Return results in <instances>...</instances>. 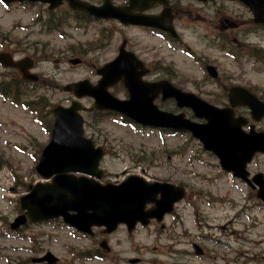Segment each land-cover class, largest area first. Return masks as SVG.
Listing matches in <instances>:
<instances>
[{
  "label": "rangeland",
  "instance_id": "rangeland-1",
  "mask_svg": "<svg viewBox=\"0 0 264 264\" xmlns=\"http://www.w3.org/2000/svg\"><path fill=\"white\" fill-rule=\"evenodd\" d=\"M122 1L113 0V3ZM225 8L227 15H245L233 4ZM53 15L41 5L6 8L0 3V52L14 51L16 61L23 58L16 48L33 49L26 55L33 54L38 66L33 72L45 82L37 90L40 96L28 92L21 99L27 105L35 104L32 110L37 111V116L0 99V264H38L32 260L45 251L57 257L59 264H129L131 259H139V264H264V206L256 199L255 192L225 174L216 158L204 152L200 143L189 136L134 129L111 116L82 114L85 136L105 150L100 168L105 172L106 182L139 175L149 181H166L187 189L185 199L164 219L165 230L156 225L127 234L124 227H119L105 237L109 252L99 247L104 240L100 230L90 239L59 223L27 228L22 237L9 232L8 223L18 215V198L28 184L40 180L33 170L39 150L50 138L34 122L35 117L41 114L39 118L47 124L48 106L69 105L72 96L61 90L63 86L83 79L94 83L97 79L94 71L116 56L123 39L144 60L169 66L176 84L187 92L213 101L229 85H240L250 88L264 101L263 62L256 63L246 57L236 62L231 57H222L218 49L209 50L179 23H175L177 32L200 62L180 49L172 50L159 38L148 37L146 31L125 29L115 22L104 21L78 29L77 21ZM48 16L63 17L56 24L58 30L46 31ZM240 42L264 50V35H247ZM76 58L81 60L80 65L68 63ZM205 58L218 70L220 92L206 82L201 64ZM113 92L122 98L119 87ZM80 102L90 107L92 101ZM259 128L264 131V120ZM249 170L264 174V156H257ZM193 243L202 246V258L194 256ZM71 249L104 253L106 257L75 261L69 254Z\"/></svg>",
  "mask_w": 264,
  "mask_h": 264
},
{
  "label": "water",
  "instance_id": "water-1",
  "mask_svg": "<svg viewBox=\"0 0 264 264\" xmlns=\"http://www.w3.org/2000/svg\"><path fill=\"white\" fill-rule=\"evenodd\" d=\"M4 1L49 3V9L61 3V0ZM68 1L71 6L96 18L117 19L124 24L148 25L171 32L169 24H158L156 19L133 14L135 10L145 9V7H140V4L147 0H129L128 7L125 8L112 6L110 0H104L100 7L77 3L73 0ZM242 1L251 6L260 2V0ZM252 9L254 10V7ZM122 48L123 46L113 62L97 71L102 79L95 87L83 81L68 85L63 90L73 91L77 98L90 96L94 99L93 108L122 113L144 126L189 131L202 142L204 149L212 151L219 158L220 165L225 171H232L234 176L246 181L245 164L256 152L264 153V134H256L251 128L250 133L244 135L240 130L241 124L238 120L227 119V114L223 111L215 110L194 95L181 93L169 85L159 88L157 93H161L163 99L173 98L179 108H191L195 117L206 119L207 124H192L183 118V114L174 116L158 111L157 107L152 105L155 95L149 97L148 91L135 80V69L138 67V62L131 54L124 53ZM0 63L9 65L7 60L1 57ZM72 63L76 64L77 61H72ZM16 66L20 67L23 72L25 71L24 62ZM25 78L32 81L36 79L32 75H25ZM118 81H122L128 88V101H118L108 94L107 88ZM229 100L233 106H248L255 121L260 120L264 115V105L242 89H232ZM79 110L81 106L75 101L67 109L60 106L52 109L55 122L51 140L43 150L35 171L44 179L52 176L53 178L51 183H38L28 195L20 199L21 209L26 210V218L30 222H38L61 217L66 224L87 234H90V229L94 226L104 227L105 233H111L118 224H125L130 232L137 222L145 225L146 219L153 217L159 221L164 213L170 212L173 203L183 197L181 189L167 184L146 183L138 177H129L118 186L111 184L101 186L85 177L76 179L67 175L70 172L97 178L101 175V172L97 170V165L102 150L94 149L91 141L83 138ZM253 180L259 187L256 196L264 203L262 175H256ZM158 194H160V199L156 201L155 197ZM151 202L155 204L153 210L144 211L145 205ZM24 223L25 215L16 218L11 227L15 229ZM104 246L105 244H102V247ZM196 253L199 254L198 251ZM45 258H49L48 264H54L55 259L51 255L47 254Z\"/></svg>",
  "mask_w": 264,
  "mask_h": 264
},
{
  "label": "flooded vegetation",
  "instance_id": "flooded-vegetation-1",
  "mask_svg": "<svg viewBox=\"0 0 264 264\" xmlns=\"http://www.w3.org/2000/svg\"><path fill=\"white\" fill-rule=\"evenodd\" d=\"M183 1L185 0L168 1V8L173 15V22H176V19L179 17V15L181 18V15L187 14L196 22L205 23L204 27L202 28L204 30V33L214 36L212 38L213 40H211L210 42L211 45H216L218 41L220 44L225 45L227 39L230 42H236L237 38H235V36L242 38L244 35L249 33L264 32V26L254 24L248 12V17H246V19H243L241 16L225 15V8L223 3H236L233 0H212L211 2L206 4H200L195 0H188L190 4ZM162 9V6L155 5L148 11V15H158ZM207 14H209V18L211 20L208 23H206L205 18L200 16H205ZM153 63L154 62H152L151 64ZM151 64L148 62L147 64L145 63L146 67L149 70V75L146 80L149 82H154L164 79V75L154 72V67ZM234 112L235 115H239L240 109H236ZM153 224L154 223L152 222V225Z\"/></svg>",
  "mask_w": 264,
  "mask_h": 264
}]
</instances>
